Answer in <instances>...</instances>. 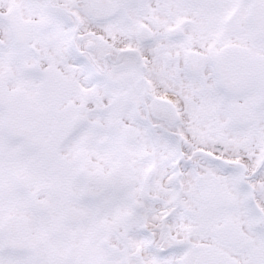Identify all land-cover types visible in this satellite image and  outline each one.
<instances>
[{"label": "snow or ice", "instance_id": "6c2138e0", "mask_svg": "<svg viewBox=\"0 0 264 264\" xmlns=\"http://www.w3.org/2000/svg\"><path fill=\"white\" fill-rule=\"evenodd\" d=\"M0 264H264V0H0Z\"/></svg>", "mask_w": 264, "mask_h": 264}]
</instances>
